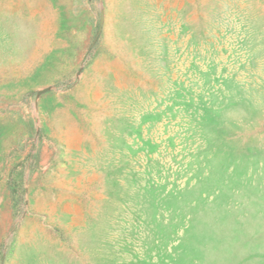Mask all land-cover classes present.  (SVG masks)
Instances as JSON below:
<instances>
[{"label":"rangeland","instance_id":"rangeland-1","mask_svg":"<svg viewBox=\"0 0 264 264\" xmlns=\"http://www.w3.org/2000/svg\"><path fill=\"white\" fill-rule=\"evenodd\" d=\"M0 264H264V0H0Z\"/></svg>","mask_w":264,"mask_h":264}]
</instances>
